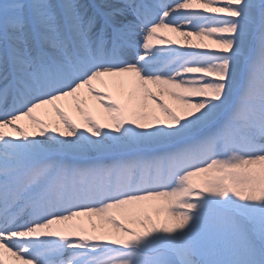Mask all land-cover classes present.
<instances>
[{"label":"snow or ice","instance_id":"snow-or-ice-1","mask_svg":"<svg viewBox=\"0 0 264 264\" xmlns=\"http://www.w3.org/2000/svg\"><path fill=\"white\" fill-rule=\"evenodd\" d=\"M0 264H264V0H0Z\"/></svg>","mask_w":264,"mask_h":264},{"label":"bare ground","instance_id":"bare-ground-1","mask_svg":"<svg viewBox=\"0 0 264 264\" xmlns=\"http://www.w3.org/2000/svg\"><path fill=\"white\" fill-rule=\"evenodd\" d=\"M154 91H156V90L154 89ZM89 101H90V103L95 104V102L91 101L90 98H89ZM93 110H94V112H96V113H101V112L103 111V109H101V108L99 107V105H95Z\"/></svg>","mask_w":264,"mask_h":264}]
</instances>
